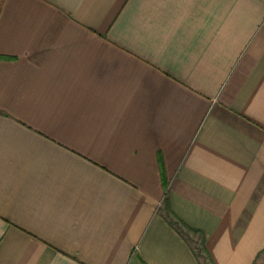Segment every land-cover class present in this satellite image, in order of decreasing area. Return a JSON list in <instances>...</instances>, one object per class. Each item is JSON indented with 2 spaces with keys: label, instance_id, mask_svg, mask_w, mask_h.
Instances as JSON below:
<instances>
[{
  "label": "crops",
  "instance_id": "1",
  "mask_svg": "<svg viewBox=\"0 0 264 264\" xmlns=\"http://www.w3.org/2000/svg\"><path fill=\"white\" fill-rule=\"evenodd\" d=\"M165 199L264 259V0H0V264H198Z\"/></svg>",
  "mask_w": 264,
  "mask_h": 264
},
{
  "label": "trees",
  "instance_id": "2",
  "mask_svg": "<svg viewBox=\"0 0 264 264\" xmlns=\"http://www.w3.org/2000/svg\"><path fill=\"white\" fill-rule=\"evenodd\" d=\"M162 210L163 218L168 225L179 234L187 243L191 244V249L198 264H212L204 248V239L200 233L187 228L173 213L170 211L167 200H164ZM192 235L193 237H190ZM198 236V237H196ZM198 238L197 240L195 239Z\"/></svg>",
  "mask_w": 264,
  "mask_h": 264
},
{
  "label": "rangeland",
  "instance_id": "3",
  "mask_svg": "<svg viewBox=\"0 0 264 264\" xmlns=\"http://www.w3.org/2000/svg\"><path fill=\"white\" fill-rule=\"evenodd\" d=\"M263 259V258H262ZM259 264H264V259L259 262Z\"/></svg>",
  "mask_w": 264,
  "mask_h": 264
}]
</instances>
